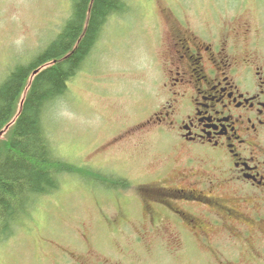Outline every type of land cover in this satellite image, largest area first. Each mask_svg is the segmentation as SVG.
Wrapping results in <instances>:
<instances>
[{"label":"rangeland","instance_id":"374dc122","mask_svg":"<svg viewBox=\"0 0 264 264\" xmlns=\"http://www.w3.org/2000/svg\"><path fill=\"white\" fill-rule=\"evenodd\" d=\"M74 5L0 0V87L75 15ZM123 8L103 27L85 69L43 116L54 153L71 169L0 241V264H217L202 247L184 246L188 234L178 240L168 222L158 232L147 217L150 196L143 189L186 157L171 123H185L191 111L168 85L170 35L176 28L195 35L211 28L244 56L264 37V0H124ZM258 49L264 52V41ZM27 90L0 140L9 136ZM86 172L125 187L106 183L115 188L109 191ZM222 251L218 261L232 262L239 253Z\"/></svg>","mask_w":264,"mask_h":264},{"label":"flooded vegetation","instance_id":"af4514ba","mask_svg":"<svg viewBox=\"0 0 264 264\" xmlns=\"http://www.w3.org/2000/svg\"><path fill=\"white\" fill-rule=\"evenodd\" d=\"M170 38L168 85L195 117L171 123L186 157L143 189L148 221L158 232L174 225L178 240L192 237L188 250L200 246L217 264H264V37L240 57L211 28ZM227 248L239 253L218 261Z\"/></svg>","mask_w":264,"mask_h":264},{"label":"trees","instance_id":"16d2710c","mask_svg":"<svg viewBox=\"0 0 264 264\" xmlns=\"http://www.w3.org/2000/svg\"><path fill=\"white\" fill-rule=\"evenodd\" d=\"M123 2L74 0L75 15L65 20L26 66L13 70L1 83L0 133L15 117L18 100L28 90L9 136L0 140V241L13 235L16 224L30 214L41 197L59 189L61 177L71 169L54 153L43 116L85 69L109 18L126 11ZM42 68L29 82L33 72ZM85 176L101 184L125 187L105 175L86 172Z\"/></svg>","mask_w":264,"mask_h":264}]
</instances>
